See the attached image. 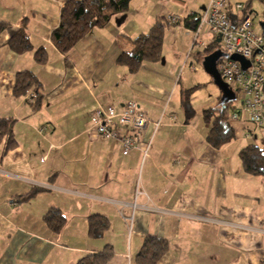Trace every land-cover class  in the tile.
<instances>
[{"label":"crops","instance_id":"crops-1","mask_svg":"<svg viewBox=\"0 0 264 264\" xmlns=\"http://www.w3.org/2000/svg\"><path fill=\"white\" fill-rule=\"evenodd\" d=\"M65 1L0 0V21L8 24L0 32V121H11L14 142L0 136V264H77L106 245L113 249L106 264H148L136 256L149 237L167 244L154 264H262L264 177L243 171L239 151L263 145L264 128L241 116L229 119L233 137L214 148L206 141L209 125L194 119L195 113L186 122L181 105L183 90L196 86L193 102L205 82L209 94L200 111L220 104V91L206 72L191 87L179 78L193 56L209 54L206 39L212 36L203 31L195 37L183 22L208 0H130L125 12L92 28L63 54L51 32ZM174 15L179 19L166 27L160 59L153 62H173L171 86L116 63L156 18ZM21 27L32 49L18 54L7 40ZM39 47L46 50L43 63L34 59ZM23 70L39 82L37 102L29 97L33 88L14 94ZM128 100L161 121L146 157L141 149L123 155L119 141L99 138L92 127L94 108H121ZM152 131L148 124L142 147ZM93 214L108 220L95 238L88 234Z\"/></svg>","mask_w":264,"mask_h":264},{"label":"trees","instance_id":"trees-1","mask_svg":"<svg viewBox=\"0 0 264 264\" xmlns=\"http://www.w3.org/2000/svg\"><path fill=\"white\" fill-rule=\"evenodd\" d=\"M264 4V0H260ZM130 0H66L60 9L59 23L51 32V41L63 54L67 53L79 40H81L92 28L103 27L110 17L117 13H123L128 9ZM250 8V1L243 2ZM184 26L194 30L197 21L190 16L184 19ZM167 18H156L146 33H141L132 39V49L121 51L116 57L118 65H124L128 71L134 73L142 62H154L160 59L164 31L171 25ZM8 27L6 22L0 21V32ZM7 44L16 53L31 50L32 46L24 31V27L16 29L8 38ZM217 48V47H216ZM210 53L215 48L212 45L206 48ZM34 59L38 63L46 60V50L39 47L34 50ZM39 82L36 76L28 70L17 73L14 84V94H24L26 90L33 88L36 102L39 98ZM196 86L181 92V105L184 110L185 120L189 121L195 111L191 106V95ZM232 102L224 107L220 104L216 107L207 108L202 111V118L209 125L206 141L210 146L219 148L228 142L232 136V128L229 124V116L234 109ZM6 134L9 142L12 139V128L10 120L0 121V136ZM10 143V144H11ZM242 169L251 175L264 177V144H248L239 151ZM34 195V191L20 197L26 200ZM108 227L106 217L93 214L88 217V234L91 237H100ZM165 240L158 238H146L136 258L148 264L155 261L166 251ZM113 255V249L106 245L102 250L88 253L82 256L77 264H106ZM264 264V262L262 263Z\"/></svg>","mask_w":264,"mask_h":264},{"label":"built area","instance_id":"built-area-1","mask_svg":"<svg viewBox=\"0 0 264 264\" xmlns=\"http://www.w3.org/2000/svg\"><path fill=\"white\" fill-rule=\"evenodd\" d=\"M253 14L250 8L237 0H208L202 10L191 12L188 16L197 21L196 28L192 30L195 37L199 32L206 31L215 42L220 38L219 49L224 56L218 60L217 69L222 80L234 91V100H239L229 119L236 120L241 116L260 129L264 128V36L262 31L256 32L251 28ZM178 19L179 16L174 15L170 20L175 23ZM232 54L242 56L248 61V66L243 68L239 61L232 60ZM189 67L195 70L192 65ZM30 92L29 97H35L34 91ZM91 123L99 138L119 141L123 155L141 149L143 157H146L161 121L150 120L136 101L128 100L121 108L98 105L92 110ZM148 124L153 126V131L142 147V134ZM132 206L136 208L135 203ZM180 215L200 222L221 223L219 219L206 215Z\"/></svg>","mask_w":264,"mask_h":264},{"label":"rangeland","instance_id":"rangeland-1","mask_svg":"<svg viewBox=\"0 0 264 264\" xmlns=\"http://www.w3.org/2000/svg\"><path fill=\"white\" fill-rule=\"evenodd\" d=\"M240 2H246L250 1V9L253 11V23L251 25V28L253 31L261 32V28L259 25V22L264 19V4L260 0H239ZM207 42H209L210 45H212L213 48L221 47V44L218 42H215L212 37L211 39L208 37L206 39ZM203 52V51H202ZM206 52L201 53L199 58L194 59L193 56V64L192 66L195 68V70L189 66H187L180 75V83L185 87H191L197 80V75L204 73L205 71L202 68L201 62L203 57L205 56ZM193 54V53H192ZM171 60L167 61L166 64L161 65L160 63H153V62H142L138 70L134 73H137L139 76H143L144 78L151 77L154 79H165V81L169 80V85L171 86L172 81H174V75H170L169 71L171 70L172 66ZM171 82V83H170ZM168 85V86H169ZM209 86L208 83H204L201 87L197 89V92L193 94L192 97H196V100L193 102L191 101V106L193 107L195 111V118H202V111H200V107L203 102V98H206L209 94ZM176 100L174 102V107H179L178 104H176ZM232 104L238 105L239 100H234ZM181 110V109H180ZM183 112V111H182ZM181 113V111H180ZM182 114V113H181Z\"/></svg>","mask_w":264,"mask_h":264},{"label":"water","instance_id":"water-1","mask_svg":"<svg viewBox=\"0 0 264 264\" xmlns=\"http://www.w3.org/2000/svg\"><path fill=\"white\" fill-rule=\"evenodd\" d=\"M259 25L264 36V19L259 22ZM219 41L220 38H217L216 42ZM222 56H224L223 52L219 48H217L203 58L201 65L203 70L211 77L214 85L219 89V103L222 107H224L227 103L234 101L235 93L232 88L222 80L218 72L217 63ZM230 58L232 60L239 61L242 64L243 68H246L248 66V61L238 54H232Z\"/></svg>","mask_w":264,"mask_h":264}]
</instances>
